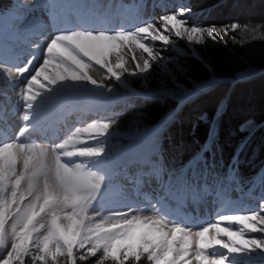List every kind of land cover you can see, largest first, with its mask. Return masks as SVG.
<instances>
[{
    "label": "snow or ice",
    "instance_id": "obj_1",
    "mask_svg": "<svg viewBox=\"0 0 264 264\" xmlns=\"http://www.w3.org/2000/svg\"><path fill=\"white\" fill-rule=\"evenodd\" d=\"M190 7H179L171 14H164L158 21L145 22L134 30L92 31L71 30L56 33L46 45L42 65L26 81L22 99L27 112L23 121L31 124L39 92L33 86L43 88V76L49 85L58 81H86L93 86L97 81L89 75L91 63L105 68L117 81L127 71L125 56L138 61L139 74L151 68L150 59H156L152 47L144 41L172 43L170 36L200 44L205 36L217 39L214 27L189 25L186 17ZM235 30L238 24H232ZM163 28L168 34L160 31ZM127 49V52H125ZM137 50L141 57L136 56ZM148 58H144L143 54ZM115 57V62H113ZM35 57H33V60ZM55 62V75L47 70ZM31 64V61H29ZM120 70V71H117ZM29 67L13 70L0 64L11 82L12 75L23 77ZM49 88V91H52ZM110 122H93L76 127L64 142L51 150L35 144L21 142L0 143V264H78L89 257H97L96 264H140L142 257L149 264H233L235 256H251L264 253V237L247 238L248 233L264 234V202L259 210L245 214L219 215L216 222L198 231L190 227L172 225L162 216H140L118 211L99 222L89 213L94 201L101 194L105 175L91 171L84 160L98 162L105 153L103 145L85 146L68 150L67 145L80 140L82 134L91 142L104 136ZM244 131H254L252 122ZM23 131H28L25 127ZM65 158H82L77 163ZM182 187L180 177L174 178ZM227 222L239 225V230L221 227ZM227 237V241L221 239ZM219 246L226 250L220 255L210 254L209 249ZM99 253V256L97 254ZM27 258V259H26Z\"/></svg>",
    "mask_w": 264,
    "mask_h": 264
},
{
    "label": "trees",
    "instance_id": "obj_2",
    "mask_svg": "<svg viewBox=\"0 0 264 264\" xmlns=\"http://www.w3.org/2000/svg\"><path fill=\"white\" fill-rule=\"evenodd\" d=\"M9 5L0 0V8ZM188 7L215 28L217 39L205 38L192 53L179 55L171 89L162 92L146 79L140 87L117 85L113 77L97 82L111 89L110 98L140 111L146 129L161 126V147L172 166L190 161L212 130L218 161L229 166L236 160L240 178L260 176L264 184V0H188ZM248 120L255 123L251 133L242 128ZM140 264L149 262L142 257Z\"/></svg>",
    "mask_w": 264,
    "mask_h": 264
},
{
    "label": "rangeland",
    "instance_id": "obj_3",
    "mask_svg": "<svg viewBox=\"0 0 264 264\" xmlns=\"http://www.w3.org/2000/svg\"><path fill=\"white\" fill-rule=\"evenodd\" d=\"M27 1L28 0H13L14 6L7 12H3L2 16H5L7 18L10 16L17 18L19 17L22 20L23 23L21 24V26H19L17 24L18 19H9L8 21L11 24V27H21L22 31L28 28H35H32L33 21L36 20L37 22L41 18L43 19L44 11L47 8L52 7L53 3L56 2H60L63 5V8L67 10V15L70 14V22H75L78 20V18H75L74 15H78L79 18L87 21L86 29L80 30H89L90 28L92 29V31H102L98 27L105 22L104 20L108 19V21H110L114 16L113 14H115L116 12H119V15L117 16L118 20L123 21L126 12L128 15H131L133 11L132 8L124 10V6L119 2V0H108L104 3H99L100 0H31V3L29 4L27 3ZM156 3H158V7L167 8L166 11L168 12H166V14L175 12L179 7H188L187 0H149L148 4L146 5L143 1V6H145L146 8L143 10L142 14L139 13L136 15V18H133L134 25L129 26L127 29H119L118 31L134 30L138 26H143L145 22L158 21L159 17H152L149 12H147L151 10ZM186 19L188 20L189 25L207 27L202 23L201 18L198 17L197 13H195L193 10L186 17ZM160 31L164 34H168L163 28H161ZM38 38L36 39V41L38 40ZM51 38H41L42 43L37 44V46L40 47L39 51L36 53L35 59H44L46 55L51 56V54H47L45 51L46 45L48 42H50ZM169 38L170 41H172V43H170L169 45H164L162 41H152L150 38L144 41V43L152 47L154 53L157 54L156 59L153 60L149 58L151 68L146 74H139V69L136 67L137 63L142 64L143 60L139 59L138 61H133L131 59L132 54L128 53L125 56V59L128 61V63L126 64L127 71L121 73L120 81H117L113 77L116 84L127 86L130 82H134L137 83L138 87H140V84H143L144 82L142 80L146 79L147 81H154L157 84V87L162 92L166 89H171L174 85L173 79L175 77V73L180 70V65L178 63L179 55L187 54L190 52L192 53L195 47H198L199 44L188 42L186 39L182 40L176 38L174 34H172ZM205 38L209 37L205 36ZM19 40L21 42H24L25 44H28V47H33L30 46L29 43H26L24 38H19ZM21 50H24V47H21ZM125 52H127V49H125ZM136 56L138 58L141 57V53L139 50H137ZM143 57L148 58L146 53L143 54ZM112 59L113 62H115V57H113ZM35 63L38 62H36L35 60ZM37 67H39V65ZM47 71L50 74L55 75L57 71V69L55 68V62L49 65ZM88 73L96 81H99L103 78L106 80H110L112 78V76L107 72L105 68H101L99 65H96L94 63H91V66L88 69ZM44 81L45 83H47L48 87L53 89V94L50 96L53 100H59V94L64 90H67V94L65 95L66 97H72L73 95L71 93H78L79 91H85V89H91L93 95L81 98L78 97V102L82 103L84 108H90L99 111L98 108L101 107V111H103V114L97 116L91 121H86L87 123L85 122L83 126H87L88 123L93 122L111 123L112 126L109 128L106 135L97 136L96 140L89 142L85 138L87 137V134H85V139L83 138V135L80 136V140L84 141V143L72 141L69 144L71 145V150H74L72 149L74 145H77L78 149L85 146H104L105 153L98 162H90L87 160L83 161L84 163L88 164L91 171H97L100 169L101 172H104V170L116 169L118 167H122L121 165H124L128 162L130 163V161L137 162L141 158L146 157L152 163L153 167L148 170L150 172V177L146 180V184L141 189L148 191L151 189L153 184H157L158 177L156 176V173L158 171L164 170L160 166L159 162L154 163L153 151L155 148V141L150 135L149 131L146 130L145 124H143V114L140 111L136 109L127 110L126 112L121 110L117 111L118 116L111 114V111L114 108V102L108 99V93H110L111 89L106 90L102 94V86H100L99 84L93 86L86 81H58L56 85H49L47 80L44 79ZM119 112L121 113L119 114ZM249 122V120L246 121L243 124L242 128L244 129L245 126H248ZM252 126L253 128L255 127L254 122H252ZM72 132L73 130L68 129L66 136L68 137ZM79 160L81 162L82 158H79ZM136 166L137 164L133 165V167ZM175 177L177 176H174V174L165 175V179L162 181V183L159 184L160 195H166V193L173 189L174 182L176 181L174 179ZM204 177L205 175L202 174L201 177L195 179L198 184L196 188L199 189L200 197L203 200L205 191L203 186L208 183V179H205ZM133 180L134 179H132L131 181ZM193 181L194 180H191L189 178H183L181 180L182 187L178 186L181 196L187 197L185 192L195 187V185L191 186V184L189 183ZM128 182L129 181L126 180L125 187L129 185ZM123 185V181L119 180V178H117L116 180L107 178L105 179V184L102 187L101 194L97 197V200L94 201V210L90 211L89 213L92 217L95 218V222H99V220L103 219L104 217L112 216L115 212L118 211L131 212L132 214L140 216L159 217V214L156 212V209L154 205H152V203L140 202L138 198H132L130 196L129 190L127 188L124 189ZM224 185L225 183H210V188L212 187V191L218 194H225V199L217 202V205L214 206L212 212H206V214H202L203 216H206L208 213H210V216L207 217V220L200 224L199 228L194 229L191 226L186 227L192 228L193 231H198L202 227H207L210 224L215 223L219 215L245 214L251 211H256L259 210L261 202H264V194H262L260 190L258 192L257 190H255L257 188L256 185H253L252 188H249V190H244L240 183H236L234 180L230 182L229 187L224 188ZM243 193L250 194H247L244 197ZM185 201H187L186 198ZM186 203H190L189 200ZM192 210L193 209H191V211ZM172 225L173 224L168 222L169 229L172 227ZM220 226L230 227L232 230H239L240 228L239 225L235 224L229 226L227 222L221 223ZM245 232L247 238L264 237V234L262 233H248L247 230H245ZM221 239L227 241V237H221ZM208 252L210 254L220 255L225 253L226 250L220 248L219 246H215L214 248L209 249ZM97 256H99V253L97 254ZM96 258L97 257H95V259ZM232 259L233 264H264V253H253L251 256H235ZM29 264H31L30 261ZM193 264H197L194 258Z\"/></svg>",
    "mask_w": 264,
    "mask_h": 264
},
{
    "label": "bare ground",
    "instance_id": "obj_4",
    "mask_svg": "<svg viewBox=\"0 0 264 264\" xmlns=\"http://www.w3.org/2000/svg\"><path fill=\"white\" fill-rule=\"evenodd\" d=\"M27 3H31V0H28ZM50 11L53 13H51L53 24H47V20L41 21L34 28L35 32L40 36H47L48 34L54 35V32H60V30H65L69 26V22L67 23L68 18L64 15L65 10H58L55 7ZM60 22H62L63 26L61 29L59 25ZM36 39L35 36L28 34L25 41L26 43H29L30 46H33L35 45L34 43ZM12 53V45H9L7 51L2 50L0 64L7 65L11 68L8 61L13 60V57L7 56V54ZM35 56L36 54L34 57ZM25 58L18 62L15 60L16 67L11 68L13 72L19 66V68L24 67ZM35 60L38 63H32L30 72L26 73L22 77L23 79L16 75H12L11 82H9V78L4 73H0V143L15 141L35 144L40 148L51 150L67 139L66 134L68 129H71L74 132L76 127H82L86 121H91L90 119L93 118V114L97 113L98 110L84 108L83 104L78 102V95L66 97L67 90L62 91L59 94V100H53L50 97L53 94V90L49 91L50 87L45 83L42 76L40 78V83L43 84L44 87L41 88L38 85H34L32 90L33 93L39 92L40 95L37 98L34 111L31 114V124L29 125L27 122L23 121L22 116L28 111L26 102L22 99L24 90L27 86L26 81L31 78V75L35 74V71L38 70L43 63V59ZM38 65L39 67H37ZM25 127H28V131H23ZM82 135L84 138L85 134ZM66 147L68 150H71V145H67ZM72 149H78L77 145H74ZM62 159L70 161L74 160L77 163L80 162L79 158L62 157ZM132 179L134 178L127 181H131ZM147 194L148 196H153L155 195V192ZM174 198L175 197L172 199ZM165 205L167 204L165 203ZM197 213L196 216L199 215Z\"/></svg>",
    "mask_w": 264,
    "mask_h": 264
}]
</instances>
